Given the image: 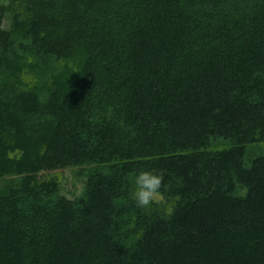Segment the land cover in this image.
<instances>
[{"label": "trees", "instance_id": "1", "mask_svg": "<svg viewBox=\"0 0 264 264\" xmlns=\"http://www.w3.org/2000/svg\"><path fill=\"white\" fill-rule=\"evenodd\" d=\"M0 264H264V0H0Z\"/></svg>", "mask_w": 264, "mask_h": 264}, {"label": "clouds", "instance_id": "2", "mask_svg": "<svg viewBox=\"0 0 264 264\" xmlns=\"http://www.w3.org/2000/svg\"><path fill=\"white\" fill-rule=\"evenodd\" d=\"M164 173L156 170H141L133 175V188L130 193L131 199L138 208L146 209L154 203L164 201L161 192L163 187Z\"/></svg>", "mask_w": 264, "mask_h": 264}, {"label": "rangeland", "instance_id": "3", "mask_svg": "<svg viewBox=\"0 0 264 264\" xmlns=\"http://www.w3.org/2000/svg\"><path fill=\"white\" fill-rule=\"evenodd\" d=\"M11 19V13L7 12L5 14V18H4V21H3V25L4 27L8 26L9 24V20ZM45 174V173H44ZM60 175L61 177V188H62V191L64 193H68L74 189H76V191H78L80 189V184H76V188H74V174L72 173V171L70 170H56L54 172H49L45 175H47L48 177L52 176V175Z\"/></svg>", "mask_w": 264, "mask_h": 264}]
</instances>
